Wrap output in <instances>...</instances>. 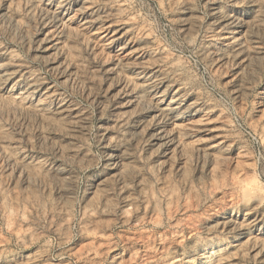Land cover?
I'll return each instance as SVG.
<instances>
[{"label":"rangeland","instance_id":"1","mask_svg":"<svg viewBox=\"0 0 264 264\" xmlns=\"http://www.w3.org/2000/svg\"><path fill=\"white\" fill-rule=\"evenodd\" d=\"M0 264H264V0H0Z\"/></svg>","mask_w":264,"mask_h":264}]
</instances>
